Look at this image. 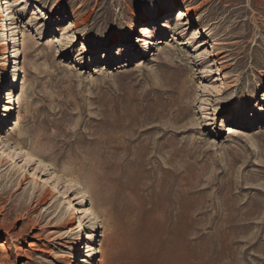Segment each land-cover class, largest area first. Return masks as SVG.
Wrapping results in <instances>:
<instances>
[{"label": "rangeland", "instance_id": "1", "mask_svg": "<svg viewBox=\"0 0 264 264\" xmlns=\"http://www.w3.org/2000/svg\"><path fill=\"white\" fill-rule=\"evenodd\" d=\"M10 3L0 264H264V0Z\"/></svg>", "mask_w": 264, "mask_h": 264}, {"label": "bare ground", "instance_id": "2", "mask_svg": "<svg viewBox=\"0 0 264 264\" xmlns=\"http://www.w3.org/2000/svg\"><path fill=\"white\" fill-rule=\"evenodd\" d=\"M5 4H6V8H5V10H6V15L5 16H8V17H10V14L12 13H8V11L10 10V8H11V3H10V0H5ZM188 4L189 3H186V4H183L185 7H184V9H182L184 12H182L181 11V9L178 11V18L179 17H181V18H183L184 17V15H195L196 14V12L200 9V7H199V5H196V4H194V5H189L188 6ZM1 17H3V15L2 14H0V18ZM9 30H7L6 29V32H8V38H9V41L6 43L7 45H10V43H15V36H14V29H15V27H13V23L11 22L10 24H9ZM12 27H13V29H12ZM142 31H141V33H146L148 30H149V27H147L146 28V26H144V27H142ZM131 31H133V28H131ZM21 37H22V46L24 47V35L22 34L21 35ZM117 37H116V35L114 36V39H116ZM2 45H3V47L5 46V43H2ZM13 47L14 46H12V49H11V52H10V54L11 55H9L8 56V59L9 58H11V57H14L13 56V52H14V49H13ZM8 50V49H7ZM9 51V50H8ZM223 57H219V60H221ZM2 68H1V70H4V69H6V67H7V64H5V63H3L2 65ZM3 78V77H2ZM7 79H9V73H8V77H7ZM7 79H6V81H0V92H1V90H2V88H3V84H5L6 82H7ZM1 80V79H0ZM10 112V111H9ZM229 130H228V134L230 133H232V132H237L236 130H235V128L234 127H232V126H229V127H227ZM8 140H6L5 141V143L7 144V151L10 153V152H12V151H14V146L12 145V144H10V140L7 142ZM24 152V155L26 156V157H28V158H30L31 159V152H28L27 150H24L23 151ZM14 155V154H13ZM13 155H12V157H13ZM74 183H75V185H81V183L80 182H78L76 179H74ZM43 196V195H42ZM89 196V194H88V191H86V190H84L83 191V194H82V197H88ZM39 200H40V198H39ZM71 205V207H72V210H71V212H70V215H71V217H72V219L73 218H75V216L73 215L74 214V211H75V208H74V206H73V204H70ZM95 216H97L98 217V215H96L97 214V212L96 211H93L92 212ZM78 227H79V231H78V235H82V239H83V228H82V221L79 219V221H78ZM98 228H103V226L101 225V222H100V224H99V226H98ZM82 230V231H81ZM97 232H99V229H98V231ZM96 237H98V235L96 234ZM79 238V236L76 238V239H78ZM81 239V240H82ZM77 241V240H76ZM81 243H78V242H74V244H73V246H75L76 248H77V250L80 248V245ZM100 245V244H99ZM75 248V249H76ZM93 252H99L100 253V251H99V249L97 248V247H94L93 248ZM99 261H100V259H99ZM98 264H101V263H98Z\"/></svg>", "mask_w": 264, "mask_h": 264}]
</instances>
